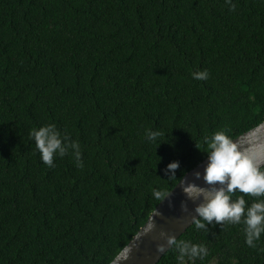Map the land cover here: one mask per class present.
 I'll use <instances>...</instances> for the list:
<instances>
[{"label":"trees","instance_id":"16d2710c","mask_svg":"<svg viewBox=\"0 0 264 264\" xmlns=\"http://www.w3.org/2000/svg\"><path fill=\"white\" fill-rule=\"evenodd\" d=\"M262 121L264 0H0V264H109L205 137ZM49 124L83 167L71 148L42 162L31 132ZM245 218L192 223L177 241L208 255L156 264H264Z\"/></svg>","mask_w":264,"mask_h":264},{"label":"clouds","instance_id":"9594fccd","mask_svg":"<svg viewBox=\"0 0 264 264\" xmlns=\"http://www.w3.org/2000/svg\"><path fill=\"white\" fill-rule=\"evenodd\" d=\"M234 10L235 5L230 4ZM207 71L194 73V78L198 80L207 79ZM149 140L155 141L162 135L159 131H149ZM31 136L35 141V146L41 155L42 162L48 167H53L54 157L58 154L64 156L69 148L74 150V157L77 167H83L81 161L80 146L77 142H69L67 137L61 138L60 132L54 124L40 127L33 130ZM205 143L210 150L207 153L208 163L204 168L203 181L206 186H200L194 182H185L181 189L188 200L193 202L201 201L195 205L196 216L192 217V222L197 229L207 230L206 225L223 224L229 222L238 224L242 217L246 225V244L255 247V241L264 232V200L254 202L245 212L246 201L244 195L253 197H264V151L249 152L234 142L224 131L216 132L211 140L205 137ZM198 149V148H197ZM179 167L178 162L167 165L166 171L171 173L169 177H175V171ZM196 179H200L199 172L194 173ZM239 191L241 195L236 201H232L231 194ZM156 199L161 200L168 197L170 193H154ZM171 203V201H169ZM187 211V208H184ZM154 215H159L155 213ZM206 221L207 223H203ZM154 227L149 225V229ZM168 247H175L179 253L178 259L183 261L185 256L190 259H204L208 255V250L204 245L192 244L189 241H177L172 235L161 233ZM157 251L163 253L165 245L157 246Z\"/></svg>","mask_w":264,"mask_h":264},{"label":"water","instance_id":"95a60500","mask_svg":"<svg viewBox=\"0 0 264 264\" xmlns=\"http://www.w3.org/2000/svg\"><path fill=\"white\" fill-rule=\"evenodd\" d=\"M232 140L250 153L264 151V121ZM207 163L206 157L181 177L168 192L170 195L158 202L145 223L109 264H156L159 261L170 248L161 237V233L172 235L177 239L193 223L192 217L197 215L194 211L195 204L201 201L188 200L181 185L185 182H194L200 186H206L203 174ZM196 172L201 174L200 179L195 178ZM185 207L187 211L184 210ZM157 212L159 215H154ZM150 224L154 225L151 229H149ZM160 244L165 245L163 253L157 251V246Z\"/></svg>","mask_w":264,"mask_h":264}]
</instances>
